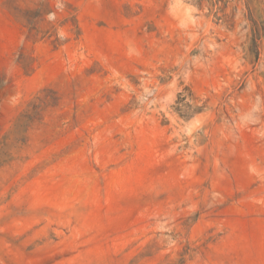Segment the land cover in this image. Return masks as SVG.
I'll use <instances>...</instances> for the list:
<instances>
[{
	"label": "rangeland",
	"instance_id": "rangeland-1",
	"mask_svg": "<svg viewBox=\"0 0 264 264\" xmlns=\"http://www.w3.org/2000/svg\"><path fill=\"white\" fill-rule=\"evenodd\" d=\"M0 264H264V0H0Z\"/></svg>",
	"mask_w": 264,
	"mask_h": 264
},
{
	"label": "trees",
	"instance_id": "trees-1",
	"mask_svg": "<svg viewBox=\"0 0 264 264\" xmlns=\"http://www.w3.org/2000/svg\"><path fill=\"white\" fill-rule=\"evenodd\" d=\"M34 115L37 112L36 110V107H35V110L32 112ZM32 113L31 114H21L20 115V119H18V122L16 123V128H17V131L16 133L20 134L22 129H24L25 126L28 125V122H31L32 121Z\"/></svg>",
	"mask_w": 264,
	"mask_h": 264
}]
</instances>
